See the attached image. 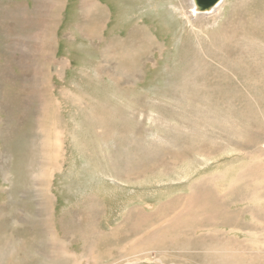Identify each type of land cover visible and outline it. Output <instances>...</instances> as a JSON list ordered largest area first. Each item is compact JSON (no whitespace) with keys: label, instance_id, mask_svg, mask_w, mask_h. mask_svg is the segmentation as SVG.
Returning <instances> with one entry per match:
<instances>
[{"label":"rangeland","instance_id":"rangeland-1","mask_svg":"<svg viewBox=\"0 0 264 264\" xmlns=\"http://www.w3.org/2000/svg\"><path fill=\"white\" fill-rule=\"evenodd\" d=\"M82 4L0 0V264H264V0Z\"/></svg>","mask_w":264,"mask_h":264},{"label":"bare ground","instance_id":"bare-ground-1","mask_svg":"<svg viewBox=\"0 0 264 264\" xmlns=\"http://www.w3.org/2000/svg\"><path fill=\"white\" fill-rule=\"evenodd\" d=\"M86 1H88V3H87V5L85 4V2ZM85 2H84V4H82V10L83 11H85V8H83V5H85V7L88 9V11L90 12L91 10H92V8H91V4H90V0H86ZM225 0H222L216 7H214L213 9H211V10H207L206 12H203V11H200L198 8H197V6L195 5V1L194 0H191V5H192V8H191V12H192V14L193 15H200V14H211V13H213L214 11H215V13L220 9L219 7L223 4V2H224ZM97 11V10H96ZM210 11V12H209ZM100 12V11H99ZM57 15H55V17H56ZM86 16V15H85ZM102 16V15H101ZM14 17V16H13ZM49 17V16H48ZM54 17V18H55ZM50 18V17H49ZM45 19V18H44ZM87 20H91L92 18L90 17V16H88L87 18H86ZM98 18H95V19H93L94 21H96ZM54 20V19H53ZM93 20H92V22L91 21H88L87 22V24L88 25H91V23H93ZM188 22H189V19H188ZM26 23V22H25ZM82 24V23H81ZM100 24V23H99ZM98 25V24H97ZM29 26H31V25H29ZM48 26V25H47ZM49 27H51V26H49ZM88 27V26H87ZM141 26H138V29H137V31H138V33L140 34V36L142 35V34H144V38H143V42H146L147 40V36H146V34L143 32L144 31V27H141ZM94 28V27H93ZM98 28H100V27H98ZM43 31V30H42ZM129 34V33H128ZM45 36H44V38H42V41H41V44L44 46V47H48V46H52V42H53V35L51 36V28H49V31L48 32H46L45 34H44ZM130 36H131V41H134L135 40V34H134V32L132 31L130 34H129ZM43 48V47H42ZM46 50V49H45ZM47 188V187H46ZM184 198H186V197H184ZM180 206H182V209L183 210H185V211H181V212H179V213H177V214H175L176 213V209L178 208V207H180ZM168 207V208H167ZM166 208V210L165 211H163V215H161V218L162 217H165V216H167V215H172V214H175V216L172 218V220L171 221H180V220H184V218H188V217H193V218H195V219H197V196H193L192 198H190V197H187L186 199H175L174 201H172V203H171V205H169V206H167ZM213 207V203L212 204H210V209ZM211 213V212H210ZM205 217V216H204ZM144 220V219H143ZM145 221V220H144ZM212 221V220H211ZM213 222V221H212ZM216 222H214V224H215ZM206 224H207V222H206ZM211 224H213V223H208L207 225H211ZM228 223H226V225H227ZM197 225V224H196ZM139 227H141V229L143 228L142 226H139ZM162 228L163 227H160L158 230H162ZM182 232H184V233H187L188 232V230H185V229H182ZM261 232V231H260ZM156 233H158V231L156 232V231H153V235L154 234H156ZM154 236H156V235H154ZM217 237H224V235H221L220 236V234L217 236ZM171 238V237H170ZM228 242V241H227ZM223 247V246H222ZM240 264V263H239Z\"/></svg>","mask_w":264,"mask_h":264},{"label":"water","instance_id":"water-1","mask_svg":"<svg viewBox=\"0 0 264 264\" xmlns=\"http://www.w3.org/2000/svg\"><path fill=\"white\" fill-rule=\"evenodd\" d=\"M195 5L200 11H207L208 9L211 10V8L220 0H194Z\"/></svg>","mask_w":264,"mask_h":264},{"label":"crops","instance_id":"crops-1","mask_svg":"<svg viewBox=\"0 0 264 264\" xmlns=\"http://www.w3.org/2000/svg\"><path fill=\"white\" fill-rule=\"evenodd\" d=\"M90 1H92V0H90ZM82 2H85V0H82Z\"/></svg>","mask_w":264,"mask_h":264}]
</instances>
